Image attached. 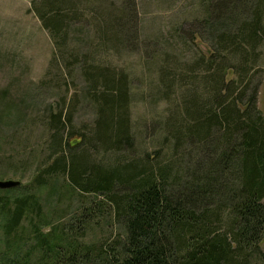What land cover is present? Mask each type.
<instances>
[{"label":"trees","instance_id":"trees-1","mask_svg":"<svg viewBox=\"0 0 264 264\" xmlns=\"http://www.w3.org/2000/svg\"><path fill=\"white\" fill-rule=\"evenodd\" d=\"M225 1L206 20L204 40L210 55L199 56L191 66L194 74L203 72L205 89L200 92L194 80L195 93L182 100L186 118L168 125L176 149H189L190 144L202 159L191 167L192 152H185L182 175L168 165L151 164L149 154L143 165L131 158L123 166L106 167L91 162L87 152L71 153L82 146L83 137L64 145L57 141L56 150L63 149L57 159L37 170L28 184L13 188L26 193L13 202H0V264H256L264 238V117L255 93H247L250 62L263 38L264 0L256 7L249 6L253 0L232 6ZM76 2H33L31 10L59 46L67 22L62 10L74 11ZM244 9L251 16L239 23ZM229 71L235 78L227 81ZM82 73L96 90L88 98L97 120L87 145L105 153H131L135 135L127 74L94 64ZM159 81L164 100L176 84L188 91L187 77L176 81L163 71ZM14 108L0 104V113ZM65 119L70 122V115L54 116L51 123L58 132L65 129ZM61 176L83 198L93 196L80 205L78 226L63 217L50 222L42 210L39 190ZM29 217L34 218L26 229ZM109 217L122 234L111 244H84L82 238L93 222Z\"/></svg>","mask_w":264,"mask_h":264},{"label":"rangeland","instance_id":"rangeland-1","mask_svg":"<svg viewBox=\"0 0 264 264\" xmlns=\"http://www.w3.org/2000/svg\"><path fill=\"white\" fill-rule=\"evenodd\" d=\"M34 1L0 0V104L16 107L8 114L0 113V180L28 184L37 170L57 159L63 150H56L57 141L64 145L80 137L82 146L71 153L87 152L91 162L106 167L123 166L131 158L143 165L149 154L151 164L168 165L182 175L185 152H192L191 167L193 161L202 159L190 144L189 149H176L168 136V125L186 118L182 100L195 93L194 80L200 92L205 89L203 72L194 74L191 66L199 56L210 55L204 40L208 35L206 20L219 3H227L225 0H77L76 11L62 10L67 22L61 46L55 44L31 10ZM227 1L230 6L242 2ZM253 2L250 7L259 5L258 0ZM232 9L228 6V10ZM244 10L245 15L237 17L239 23L251 16ZM253 55L247 97L255 93L257 109L264 117V31ZM90 64L127 74L129 117L135 135L131 153H105L95 145H87L97 120L96 108L88 99L96 90L82 73ZM163 71L176 81L187 77V93L176 84L168 90L170 98L164 100L165 88L159 81ZM234 78L229 71L227 81ZM60 112L65 117L70 115V122L65 119V129L61 127L58 132L51 122ZM55 181L50 179L39 190L42 210L55 224L60 217L66 223L75 222L83 202L94 200L93 196L83 198L62 176L56 190H52ZM0 190V202H13L26 193L22 189ZM29 218L26 229L34 217ZM120 234L121 227L109 217L99 224L94 221L82 242L87 246L111 244ZM254 261L264 264V238Z\"/></svg>","mask_w":264,"mask_h":264},{"label":"water","instance_id":"water-1","mask_svg":"<svg viewBox=\"0 0 264 264\" xmlns=\"http://www.w3.org/2000/svg\"><path fill=\"white\" fill-rule=\"evenodd\" d=\"M21 185L20 181L8 179V180H0V189H10L14 187H18Z\"/></svg>","mask_w":264,"mask_h":264}]
</instances>
